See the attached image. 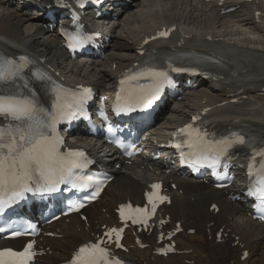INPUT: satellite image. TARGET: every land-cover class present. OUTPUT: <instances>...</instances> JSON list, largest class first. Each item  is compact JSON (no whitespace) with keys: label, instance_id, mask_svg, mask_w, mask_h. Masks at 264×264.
Wrapping results in <instances>:
<instances>
[{"label":"bare ground","instance_id":"1","mask_svg":"<svg viewBox=\"0 0 264 264\" xmlns=\"http://www.w3.org/2000/svg\"><path fill=\"white\" fill-rule=\"evenodd\" d=\"M227 1V7L237 9L222 15L221 8L214 4L201 5L196 0H130L113 19L112 40L106 51L95 59L72 61L56 35L44 29L40 12L29 7L19 9L10 1L0 0V47L31 51L66 76L87 81L100 90H111L123 70L138 60L137 51L147 37L155 35L156 29L176 26L170 45L181 43L194 54L224 62L214 75L223 92H214L212 81L208 82L209 86L189 91L183 101L170 106L151 133L160 138L186 121L191 112L213 107L217 120L229 122L230 126H238L234 121L240 120L264 136V0ZM243 11L247 15L241 14ZM257 11H260L258 16ZM241 88L248 90L241 95L240 104L220 106L230 99L227 94ZM148 143L147 146L153 144ZM87 146L98 155L102 153L99 144L90 141ZM117 163L122 162L117 160ZM143 165L144 161L139 159L131 165L122 164L118 170L108 165L114 169L115 180L104 197L87 210V223L75 216L70 217L69 223L64 219L54 223L52 230L62 237L44 239L49 251L38 264L65 261L101 224H116L117 205L128 198L141 201L153 175ZM172 196V205L165 212L172 222H182L184 230L175 239L181 254L163 260L153 253V234L143 236V241L149 244L146 248H140L129 235L128 244L132 248L127 256L136 264H264V225L246 214L245 205L231 202L210 183L194 179L179 180ZM213 204H217L218 212L210 209ZM221 228L225 239L217 242L216 233ZM190 229L194 230L193 234L187 232ZM245 250L248 255L242 259Z\"/></svg>","mask_w":264,"mask_h":264},{"label":"snow or ice","instance_id":"2","mask_svg":"<svg viewBox=\"0 0 264 264\" xmlns=\"http://www.w3.org/2000/svg\"><path fill=\"white\" fill-rule=\"evenodd\" d=\"M69 37L68 47H76L83 43L87 37L77 32L75 34L66 33ZM161 36H166L167 32H161ZM25 63L17 64L15 60L6 57H0V116L10 118L15 123H10L7 127H0V215L6 209L25 198L27 193H55L59 191V185L70 184L72 188H87L95 184L93 197L102 190L103 181H94L90 176H80L75 169L84 168L90 161L82 151H69L62 153L60 151L61 138L56 135L55 126L61 119L71 118L75 114H84V105L86 104L90 88H84L81 93L72 92L64 89L61 85L55 84L50 76L36 71L35 76L38 80L46 81L51 85L53 100L51 110L40 106L36 96L31 93L28 82H24L21 75L26 67L27 58L21 57ZM171 68V65H169ZM174 72L190 71L186 68H171ZM141 77L148 78L149 86L139 85L141 94L135 98L133 103L121 104L120 93H117V104L115 111L133 112L137 109L144 111L152 106L157 100L165 85H172L174 82L167 71L159 70L155 67H147L135 73L126 79L136 80ZM17 80L23 83L18 84ZM121 91H124L121 82ZM24 89H29L25 94ZM103 118L107 120V116ZM193 119H198L194 117ZM109 131L112 128L109 127ZM180 134L187 136L182 144L177 143L178 149L187 146L189 152L187 158L193 159L194 163L204 160H210L211 166L216 167L222 164L223 160L229 157V150L234 146H244L251 149L252 160L255 164L256 158H261L259 171L253 173V165L249 166V175L255 176L254 183L249 187L248 193L264 205V146H256L255 138L245 139V136L233 132L230 136L220 139L209 138L207 132H201L199 128H193L191 124L179 129ZM123 148L128 155H132L129 148L134 145L124 144L122 141H114ZM182 156L185 153L181 152ZM227 167V164H223ZM153 188H159V185H152ZM153 193H147L149 202L152 201ZM160 199H165L160 197ZM72 208L83 207L80 201L71 202ZM130 207V206H122ZM156 205L152 204V213L155 212ZM138 213H145L142 208L135 209ZM123 216V212L121 213ZM137 221L134 219L133 223ZM163 223V221L161 222ZM28 228H35L29 224ZM5 231L0 227V232ZM122 229L112 228L106 236L111 239L112 234H116L119 240ZM13 236L21 235L20 231L12 232ZM33 243L30 242L22 251H14L11 248L0 250V264H29L34 253L31 251ZM103 241L97 243L84 244L74 254L69 264H121V261L111 256L107 247H101ZM119 246V245H118Z\"/></svg>","mask_w":264,"mask_h":264},{"label":"rangeland","instance_id":"3","mask_svg":"<svg viewBox=\"0 0 264 264\" xmlns=\"http://www.w3.org/2000/svg\"><path fill=\"white\" fill-rule=\"evenodd\" d=\"M247 13H248V12H247ZM247 13H246V11H245V12L243 11L241 14H243V15H247Z\"/></svg>","mask_w":264,"mask_h":264}]
</instances>
